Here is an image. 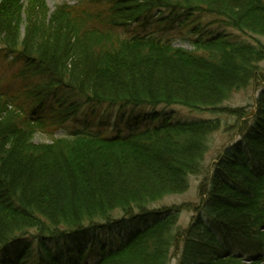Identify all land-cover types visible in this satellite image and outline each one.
<instances>
[{"label":"trees","instance_id":"1","mask_svg":"<svg viewBox=\"0 0 264 264\" xmlns=\"http://www.w3.org/2000/svg\"><path fill=\"white\" fill-rule=\"evenodd\" d=\"M255 20L263 26L264 0H77L52 13L47 0H0V264H170L180 210L149 209L204 173L222 122L151 125L159 116L150 114L142 129L126 119L139 108L221 110L264 63V48L228 32ZM135 23L191 28L192 50L153 31L120 34ZM135 76L147 92L127 87ZM115 79L122 89L106 90ZM102 107L130 113L121 132L67 131ZM255 122L215 165L179 264H264V124ZM128 168L140 180L122 179ZM101 231L114 240L88 248L84 239Z\"/></svg>","mask_w":264,"mask_h":264},{"label":"rangeland","instance_id":"2","mask_svg":"<svg viewBox=\"0 0 264 264\" xmlns=\"http://www.w3.org/2000/svg\"><path fill=\"white\" fill-rule=\"evenodd\" d=\"M63 2H68L71 5L76 3V0H47L48 6L50 11L52 12L57 5L62 4ZM216 8V7H215ZM221 10H226L225 7H221ZM237 13V12H236ZM205 24H208L211 22L210 17H204L202 19ZM257 20L255 21H246L244 22V28L240 32L238 30L230 29L228 32L233 33L236 35V38L241 41H247L246 43H253L255 45H260L262 48H264V21L260 22L263 26L258 27ZM24 23V22H23ZM257 25V26H255ZM23 31L25 30V27H22ZM212 32H217V27L212 26L209 28ZM156 32L158 35L164 36V38H168L170 41L173 42V44L177 47L184 48L186 50H192V35L191 34V28L187 29H175V30H165V28H160L154 25H148L146 28H143L141 25H132L127 29H123L120 31V34L122 36L130 37L134 35H144L148 32ZM246 33H243V32ZM263 55V52H261ZM253 64L256 62H254ZM256 69H252L253 74L257 77L256 80H253L252 82L248 81L247 86L246 84L244 87H241L239 91L235 92L230 100L225 102L224 106L221 107V110L219 111H213V110H206V111H193L185 107H170L169 110L171 111H164L167 113H171L175 115V119L182 120V121H197L201 119H219L222 122V127L219 129L217 133H215L209 141V146H211L210 152L206 155L205 159L203 160L202 166L210 171V177L207 176L206 170L201 175H194L189 177V188L186 192L179 195H173L170 196L160 203H158L155 206H152L149 210L151 211H160L161 208L167 207V208H178V211L180 212V221H179V228L180 232L179 234L183 236L179 238V240H182L179 242V246L172 250V253L170 255V264H179L180 263V257L181 252L183 249V243L185 238V233H188V229L194 225L195 219L197 216L200 215V209L203 200L207 197V195L210 192V183L208 182V179L213 177V169H215V165H217L221 159L222 155L226 154L227 151H231L232 149H238V145L242 143L241 134H244L247 130H253L257 127V123L255 122L256 118L260 116L261 118V124H264V103H260L259 100L261 98V95L264 93V63L260 62L256 65ZM254 77V79L256 78ZM136 78L135 87L127 85L130 89H135L138 91H146V85L142 81V78L140 76H135ZM157 80H159V76L157 75L155 77ZM115 83L105 84V89H109L110 91H115V89H122V87L118 85V79L114 80ZM257 108L258 111H254V109ZM103 109V108H102ZM103 112V111H102ZM140 111H137L139 113ZM234 112V113H233ZM251 112V113H250ZM252 115V120L247 123L243 122L245 120L244 115L246 114ZM99 116H102L103 118H97L96 121H92L90 119L89 126L97 128L101 125L102 121L109 122L110 126L115 125V122L117 119L121 118V112L119 110L117 111H108L106 113H101ZM160 123V119L155 120L151 125H158ZM78 124V123H76ZM84 125V124H82ZM66 132H61L58 134V136L65 135ZM48 139L43 137H36L35 143H39L42 141H47ZM112 160V157H110ZM114 158V157H113ZM113 161V160H112ZM110 161L109 163H112ZM112 169L116 172L118 167H121L119 163L113 162L111 164ZM118 166V167H117ZM123 167V165H122ZM121 167V168H122ZM120 168V169H121ZM31 169V168H30ZM119 169V170H120ZM131 170V171H130ZM122 171V170H121ZM124 172V173H123ZM123 173V174H121ZM119 173L123 178L129 179V181L133 184L137 182V180H140L139 176H136V170L135 169H126ZM32 174V173H31ZM119 174H117L119 176ZM136 178V180H134ZM207 179V182H206ZM75 183H71L69 185L70 190L73 189L76 191L75 186L73 185ZM118 186L120 188L121 186ZM204 186V187H203ZM140 187V186H139ZM138 187V189H139ZM117 188V187H116ZM55 191L52 190L53 197L55 198L54 203L56 208L59 207L61 209L63 205V198H61V195H57L58 188L55 186ZM118 192V191H117ZM116 192V193H117ZM64 197V196H62ZM62 202V203H61ZM84 239V238H83ZM86 246L88 248H91L93 244L97 245H104V247H107L114 239L110 236L109 232H98L95 234L89 235L86 239ZM248 261V258H245V262Z\"/></svg>","mask_w":264,"mask_h":264},{"label":"bare ground","instance_id":"3","mask_svg":"<svg viewBox=\"0 0 264 264\" xmlns=\"http://www.w3.org/2000/svg\"><path fill=\"white\" fill-rule=\"evenodd\" d=\"M162 107L166 108V106H162ZM167 108H170V107H167ZM126 120L131 122V123H142L143 125H146L145 119L138 113H133ZM171 121H172V123L179 122V120L175 119V115L172 117Z\"/></svg>","mask_w":264,"mask_h":264}]
</instances>
